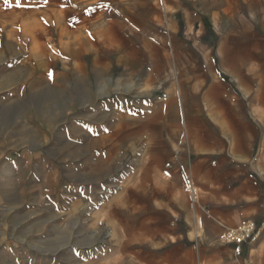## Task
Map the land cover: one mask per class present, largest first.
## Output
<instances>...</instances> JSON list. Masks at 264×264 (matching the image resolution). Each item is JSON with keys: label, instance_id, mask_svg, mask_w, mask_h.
<instances>
[{"label": "crops", "instance_id": "crops-1", "mask_svg": "<svg viewBox=\"0 0 264 264\" xmlns=\"http://www.w3.org/2000/svg\"><path fill=\"white\" fill-rule=\"evenodd\" d=\"M10 8L2 81L65 149L50 264H264V0ZM244 220L258 232L238 259L219 235Z\"/></svg>", "mask_w": 264, "mask_h": 264}, {"label": "rangeland", "instance_id": "rangeland-1", "mask_svg": "<svg viewBox=\"0 0 264 264\" xmlns=\"http://www.w3.org/2000/svg\"><path fill=\"white\" fill-rule=\"evenodd\" d=\"M11 2L0 0V77L7 69L11 71ZM10 88L11 84L1 77L0 264H50L49 251L59 247L60 229L51 222V214L55 213L48 197L53 182L59 183L60 158L65 149L60 147L59 129L45 131L41 124L25 128L20 123ZM24 105L40 113L39 107L28 101ZM65 240L76 242L74 236L67 235Z\"/></svg>", "mask_w": 264, "mask_h": 264}, {"label": "built area", "instance_id": "built-area-1", "mask_svg": "<svg viewBox=\"0 0 264 264\" xmlns=\"http://www.w3.org/2000/svg\"><path fill=\"white\" fill-rule=\"evenodd\" d=\"M186 192L193 194V187H187ZM258 232L257 223L253 220H244L236 229L227 230L219 235L222 244L232 247L234 255L238 259H243L245 247L251 242Z\"/></svg>", "mask_w": 264, "mask_h": 264}, {"label": "snow or ice", "instance_id": "snow-or-ice-1", "mask_svg": "<svg viewBox=\"0 0 264 264\" xmlns=\"http://www.w3.org/2000/svg\"><path fill=\"white\" fill-rule=\"evenodd\" d=\"M5 2H7V0H5Z\"/></svg>", "mask_w": 264, "mask_h": 264}]
</instances>
